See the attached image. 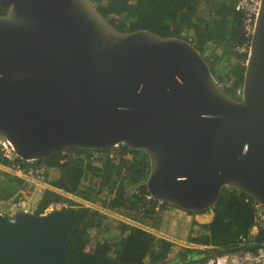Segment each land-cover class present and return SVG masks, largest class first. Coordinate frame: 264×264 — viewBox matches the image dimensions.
<instances>
[{"label": "water", "instance_id": "water-1", "mask_svg": "<svg viewBox=\"0 0 264 264\" xmlns=\"http://www.w3.org/2000/svg\"><path fill=\"white\" fill-rule=\"evenodd\" d=\"M0 136L23 160L123 144L148 158L147 191L183 211L223 187L264 206V0L241 85L228 94L189 41L122 31L91 0H0ZM68 210L0 213V264H139L66 257Z\"/></svg>", "mask_w": 264, "mask_h": 264}, {"label": "trees", "instance_id": "trees-1", "mask_svg": "<svg viewBox=\"0 0 264 264\" xmlns=\"http://www.w3.org/2000/svg\"><path fill=\"white\" fill-rule=\"evenodd\" d=\"M91 1L99 12L119 30L148 29L161 36H176L189 40L201 52L214 75L216 72L213 64L217 60L225 57L229 61L231 56H239L243 62L231 64L229 71L223 77L224 80L218 79L228 94L236 96V90L242 85L246 56L243 58L236 50L237 45L242 43L244 38L240 26V15L234 10L235 0ZM203 2L207 6L213 2V9L209 8V10L213 11L214 15L209 14L206 17L198 14L199 5ZM209 41L214 42L215 45L223 44L222 51L219 55L217 54V58L213 57V61L205 55V46ZM93 151H101L102 154H106L108 150L69 149L66 150L67 154L76 153L77 156L66 157L63 153H59L51 158L35 160L32 163L16 158L15 164L42 166L47 173L46 179L49 184L71 194L81 195L86 199L90 198V192L95 191L93 188L95 184L87 186V183L94 182L100 188L106 187L107 198L110 197V201L107 202L108 207L129 211L138 210V202L141 199L129 193L128 188L137 185L140 191H147L144 183L149 167L147 155L141 150L123 146L122 155L118 158L120 161L115 163L105 154H103L105 158L92 157ZM125 152H129L137 163V166L133 164L129 167L128 173L121 167ZM141 153L144 157H140ZM63 158L66 159L61 161ZM0 161L10 163L9 160L2 157L1 153ZM138 163H140L139 166ZM17 183L22 185V180H17ZM6 191L8 192L5 197L12 194L9 189L4 192ZM244 198L245 195L242 192L231 187H223L217 203L211 209L212 213L208 221L194 222L205 232L189 239L193 243L206 246V248L181 246L166 238L157 237L145 229L123 222L117 224L118 235H120L117 242H112L106 235H100L91 240L90 229L95 226L100 227L102 220L107 216L98 210L78 205L72 199L61 197L48 190L44 191L40 198L38 211H43L51 201L55 200H65L74 205L68 209L74 223L67 244L66 257L69 262H73L83 253L95 252L139 264H186L205 260L213 253L254 250L257 243L264 239V232L261 230L253 236L249 234L253 225V209L249 203L245 202ZM90 199H95V197ZM206 211L186 212L202 214ZM154 212L151 206L146 209L144 214L150 215ZM240 234L249 239L243 245L237 243ZM172 249L177 250V254L174 256H170Z\"/></svg>", "mask_w": 264, "mask_h": 264}, {"label": "built area", "instance_id": "built-area-1", "mask_svg": "<svg viewBox=\"0 0 264 264\" xmlns=\"http://www.w3.org/2000/svg\"><path fill=\"white\" fill-rule=\"evenodd\" d=\"M261 0H235L234 2V10L240 15V26L243 34V42L237 45L236 50L239 54L243 56H248L249 47L251 37L254 31L257 15L259 12ZM241 95V87L236 90V97ZM123 144H115L112 148L107 149L108 151L105 154L108 158L115 160L116 158L121 157ZM0 153L2 157L6 158L11 162V169L13 174L23 177L24 179H38L40 181L46 180V171L45 168L38 165H17L15 164L16 158H19L14 152L13 145L11 141L5 137L0 136ZM66 157H76L73 153L67 154V152H62ZM102 152L93 151L92 157L95 158H105ZM129 152H125L123 156ZM66 158H63L61 161H64ZM23 160V159H22ZM27 163H32L35 160H25ZM128 192L138 196L141 200L138 202V211L141 213H145L146 209H149L151 206L154 211L161 210L164 202L155 199L148 191L142 192L140 191L137 185H132L128 188ZM245 202L249 203L251 208L253 209V225L252 229L256 232L263 231L264 232V206L258 201L252 199L251 197L245 195ZM76 204L80 203L77 200H74ZM77 201V202H76ZM16 208L19 211H31V203L28 199H21L15 203ZM79 205V204H78ZM89 206L87 204H84ZM74 205L69 204L65 200H55L51 201L45 209L44 213L53 211V210H68L70 207ZM211 210V209H209ZM33 212V211H31ZM115 219L117 216L127 218L122 214H113ZM113 219V218H111ZM122 219V218H121ZM128 219V218H127ZM123 220V219H122ZM121 220V221H122ZM129 222H124L126 224L131 223L130 225H135L137 227V223L128 219ZM136 223V224H134ZM252 232H250V235ZM248 237L240 234L237 238V243L239 245H243L248 241ZM186 264H264V239L257 243V246L254 250H238V251H226L221 254L213 253L207 259L202 261H195Z\"/></svg>", "mask_w": 264, "mask_h": 264}, {"label": "rangeland", "instance_id": "rangeland-1", "mask_svg": "<svg viewBox=\"0 0 264 264\" xmlns=\"http://www.w3.org/2000/svg\"><path fill=\"white\" fill-rule=\"evenodd\" d=\"M213 6H214L213 2H210L208 6L205 4V2L201 3L199 5V9H198L199 13L198 14L200 16H206V17H208L209 14L214 15V12L209 10V8L213 9ZM210 12H212V13H210ZM209 17H212V16H209ZM222 48H223L222 43L215 45L214 42L209 41L208 44L206 45V54L205 55L209 56V58L213 61V57L217 58L218 55L220 54V52L222 51ZM215 55H216V57H215ZM242 57H243V55H242ZM240 59L241 58L239 56L233 55L230 57L229 61L225 57H223L222 59L217 60L215 63L213 62L214 63L213 67H214L215 72H216L215 77L217 79L221 78V80L223 81L224 80L223 77L229 71L230 65L231 64L232 65L237 64L240 61L243 62V60H240ZM140 157H144L142 155V153L140 154ZM122 159H123V161L121 162V164H122L121 167L123 170H125L126 173L129 172L130 166H133V164L134 165L137 164L135 162L136 160L132 158L131 154H129V156H128V154H125V157H123ZM100 161H102V160H100ZM119 161H120V159H118V158H116L114 160L115 163H117ZM118 164H120V163H118ZM139 164L140 163H138V166H139ZM89 184H91V185L95 184L94 186L92 185L95 191L89 193L90 198L95 197V199H90V198L86 199L83 196L76 195V194H73L71 198L73 201L74 200L79 201L80 202V203H78L79 205L86 206L84 204H87L89 206H86V207H89V208L94 209V210H98L103 215L107 216V218H104L102 220V224L100 227L95 226V227H92L90 229V235L89 236H90L91 240L96 239L100 235H106V236H108V238H110V240L112 242H117V240L120 239V235H118L119 230H118L117 224L119 222H123V223L126 221L129 222L128 219L130 218L137 223V224L134 223L137 225V227L145 229V230L153 233L157 237L170 238L173 240V242L175 244H179L181 246H186V247H191V248H206V246L193 243L189 239L190 237H194L196 235L204 233L205 232L204 229H202L200 226L196 225V227L193 230H191V233L188 235L185 231V229H187L185 219H182V218H180V217H178L172 213L164 211L166 208L172 209L175 207L164 203L161 210L155 211L153 214L151 213L150 215H146L144 213H141L138 210L129 211L126 209L110 208L107 206V202H108V200L110 201V197L107 198L106 187L100 188V187H98V184H96L94 182H92V183L88 182L87 186ZM0 208H2V205H0ZM113 214H116V215L122 214L123 216L127 217L128 219L123 218V217H119V216H117V218H119V219H115V217H113L114 216ZM111 218H113V219H111ZM174 220H176L177 226L173 224ZM130 224L131 223H129V225ZM130 226H133V225H130ZM175 254H177V250L172 249L170 256H174ZM169 259H171V257H169ZM168 264H174V263H168Z\"/></svg>", "mask_w": 264, "mask_h": 264}, {"label": "crops", "instance_id": "crops-1", "mask_svg": "<svg viewBox=\"0 0 264 264\" xmlns=\"http://www.w3.org/2000/svg\"><path fill=\"white\" fill-rule=\"evenodd\" d=\"M73 154L77 156L76 153ZM50 173L51 172L49 171L48 174L50 175ZM17 180H22V185H18ZM47 180L48 179L44 181H40L38 179H24L21 176L13 174L11 169V162L3 163L2 161H0V191L2 190L0 193V205H2V208H0V213L9 218H14L19 212H21L16 208L15 203L21 199H28V201L31 203L30 210L35 213L43 214L48 205L43 209V211H38V206L43 192L47 190L57 193L61 197L72 199L71 197L73 194L49 184ZM7 189H9L12 194L5 197L8 191H4ZM164 211L185 219V223L187 226V229H185V231L188 235L191 233V230L196 227L197 224H194L195 221H208L209 216L212 213V211L209 210L202 214H191L178 208H166ZM173 224H177L176 220L173 221ZM250 232H252L251 236L257 234V232L252 229V227L249 231V234ZM166 239L173 241L170 238ZM210 248L213 247L210 246Z\"/></svg>", "mask_w": 264, "mask_h": 264}, {"label": "flooded vegetation", "instance_id": "flooded-vegetation-1", "mask_svg": "<svg viewBox=\"0 0 264 264\" xmlns=\"http://www.w3.org/2000/svg\"><path fill=\"white\" fill-rule=\"evenodd\" d=\"M0 13H1V11H0Z\"/></svg>", "mask_w": 264, "mask_h": 264}, {"label": "clouds", "instance_id": "clouds-1", "mask_svg": "<svg viewBox=\"0 0 264 264\" xmlns=\"http://www.w3.org/2000/svg\"><path fill=\"white\" fill-rule=\"evenodd\" d=\"M219 81V80H218Z\"/></svg>", "mask_w": 264, "mask_h": 264}]
</instances>
